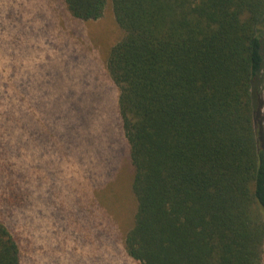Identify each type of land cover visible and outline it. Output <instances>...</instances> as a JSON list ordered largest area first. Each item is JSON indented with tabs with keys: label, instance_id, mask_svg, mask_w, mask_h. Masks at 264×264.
I'll list each match as a JSON object with an SVG mask.
<instances>
[{
	"label": "trees",
	"instance_id": "obj_1",
	"mask_svg": "<svg viewBox=\"0 0 264 264\" xmlns=\"http://www.w3.org/2000/svg\"><path fill=\"white\" fill-rule=\"evenodd\" d=\"M137 264H264V0H109ZM81 21L107 0H63ZM0 264H21L0 219Z\"/></svg>",
	"mask_w": 264,
	"mask_h": 264
},
{
	"label": "rangeland",
	"instance_id": "obj_2",
	"mask_svg": "<svg viewBox=\"0 0 264 264\" xmlns=\"http://www.w3.org/2000/svg\"><path fill=\"white\" fill-rule=\"evenodd\" d=\"M123 37L109 0L95 21L63 0H0V219L21 264H137L123 247L133 169L106 72Z\"/></svg>",
	"mask_w": 264,
	"mask_h": 264
}]
</instances>
